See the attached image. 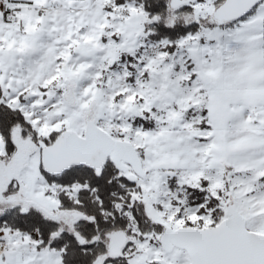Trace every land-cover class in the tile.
<instances>
[{
    "label": "snow or ice",
    "instance_id": "1",
    "mask_svg": "<svg viewBox=\"0 0 264 264\" xmlns=\"http://www.w3.org/2000/svg\"><path fill=\"white\" fill-rule=\"evenodd\" d=\"M0 264H264V0H0Z\"/></svg>",
    "mask_w": 264,
    "mask_h": 264
}]
</instances>
